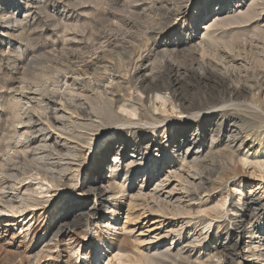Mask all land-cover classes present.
Returning a JSON list of instances; mask_svg holds the SVG:
<instances>
[{"label":"rangeland","instance_id":"rangeland-1","mask_svg":"<svg viewBox=\"0 0 264 264\" xmlns=\"http://www.w3.org/2000/svg\"><path fill=\"white\" fill-rule=\"evenodd\" d=\"M51 91L88 112L67 129L77 156L43 154L70 169L54 187L7 146ZM262 106L264 0H0V205L35 198L0 210V264H264Z\"/></svg>","mask_w":264,"mask_h":264},{"label":"bare ground","instance_id":"bare-ground-1","mask_svg":"<svg viewBox=\"0 0 264 264\" xmlns=\"http://www.w3.org/2000/svg\"><path fill=\"white\" fill-rule=\"evenodd\" d=\"M173 12V11H172ZM175 12V11H174ZM173 12V13H174ZM179 12V11H178ZM178 14V13H177ZM226 20V19H225ZM224 20V21H225ZM228 20H231V19H228ZM220 22V21H219ZM223 22V21H222ZM226 22V21H225ZM218 23V22H217ZM220 24V23H219ZM204 49V48H203ZM202 50V49H201ZM100 56V55H99ZM102 56V55H101ZM97 58H99L98 56H95L93 59H97ZM89 59V58H88ZM91 59V58H90ZM92 61V60H91ZM100 61V60H99ZM93 62H94V60H93ZM169 62V61H168ZM101 64V63H100ZM145 65V64H144ZM106 66V65H105ZM106 67H108V65L106 66ZM104 68V67H103ZM81 69V68H80ZM149 69V68H148ZM84 70V69H83ZM108 70V69H107ZM79 71V70H78ZM85 71V70H84ZM115 71V70H114ZM88 72V71H87ZM86 73V72H85ZM113 73V72H112ZM111 73V74H112ZM87 74V73H86ZM75 75H77V74H75ZM113 75H114V73H113ZM116 76H117V74H116ZM144 76V75H143ZM52 78H53V76H52ZM123 78H124V76H123ZM146 78V77H145ZM115 79H117V78H115ZM128 79V78H127ZM174 79H176L175 77H174ZM53 80V79H52ZM78 80V79H77ZM87 80V79H86ZM122 80V79H121ZM66 81L68 82V80H64V82L66 83ZM79 81V80H78ZM83 81V80H82ZM130 81V80H129ZM152 81V80H151ZM55 82H56V79H55ZM81 82V81H80ZM88 82V81H87ZM86 82V83H87ZM116 82H118V81H115V83ZM150 82V81H149ZM148 82V83H149ZM120 83V82H119ZM130 83V82H129ZM175 83V82H174ZM152 84V83H151ZM76 85H77V83H76V81L74 80V79H71V83H70V89H69V91L70 92H83V89H81V88H79L78 87V85H77V87H76ZM123 85V84H122ZM90 86V85H89ZM88 86V87H89ZM113 87H115L116 88V86H113ZM120 87V86H119ZM129 87V86H128ZM127 87V88H128ZM156 87V86H155ZM158 87V86H157ZM156 87V88H157ZM118 88V87H117ZM149 89V88H148ZM158 89V88H157ZM101 90V89H100ZM120 90V89H119ZM127 90V89H126ZM130 90V89H129ZM152 90H153V88H152ZM49 91V90H48ZM95 91V90H94ZM99 91V90H98ZM154 91V90H153ZM158 91V90H157ZM25 92H27L26 90L25 91H23L22 93H25ZM85 92V91H84ZM92 92V91H91ZM160 92V94H161V91H159ZM102 93V92H101ZM105 93V92H104ZM131 93V92H130ZM155 93V92H154ZM107 94V93H106ZM90 95V94H89ZM103 95H105V94H103ZM91 96V95H90ZM117 96V95H116ZM34 97V96H33ZM74 97V96H73ZM102 97V96H101ZM101 97H99V99L101 98ZM104 97V96H103ZM135 97V96H134ZM134 97H133V99H134ZM93 98H95V97H93ZM97 98V97H96ZM124 98V97H123ZM125 98H126V96H125ZM137 98H139V97H137ZM136 98V99H137ZM38 99V100H37ZM36 100H35V102L37 103V101H38V103L36 104V105H38L40 102H44V101H46L45 100V98H44V96H40V97H38ZM109 99V98H108ZM116 99V98H115ZM119 99V98H118ZM128 99V98H127ZM136 99H134V100H136ZM95 100V99H94ZM106 100V99H105ZM110 100H111V97H110ZM110 100H107V102L108 101H110ZM131 100V99H130ZM141 100V99H140ZM167 100V99H166ZM40 101V102H39ZM113 101V100H112ZM115 101V100H114ZM128 101H129V99H128ZM28 102V101H27ZM96 102V101H95ZM98 102V101H97ZM102 102V101H101ZM100 102V103H101ZM106 102V103H107ZM122 102V101H121ZM136 102H138V101H136ZM166 102V101H165ZM17 103H20V98H18L17 99ZM41 103V104H42ZM46 103V105H48L47 107H48V109H49V112L48 113H51V115L50 116H48V118L46 117L45 118V120L42 122V120H40V119H34L33 117H32V115H30L31 113L30 112H27L28 113V115H29V117L31 118V121L29 120V121H24V119H22V118H19L18 120H17V122L18 123H24L25 125H23L22 127H20V126H14V127H12V129H11V131L10 132H13L14 134L15 133H17L18 135H20V138H17V139H15V142H14V145L11 143V144H9V145H7L9 148H13V149H15V150H18L19 152H21L22 154H23V161H24V163L25 162H27L26 161V158L28 157H30V159L28 160L29 162H28V166H26L27 168L25 169V170H22L21 172H20V175L19 176H21V174H26V173H28V172H32L33 170H34V174H30L29 173V175H28V177L29 176H34V175H38L39 177V179L41 180V181H45V182H47V183H50V185L52 186V187H54V186H60L62 183H64L63 181H64V176L63 175H61L62 173L61 172H66V170H68L69 168L68 167H61L60 166V168H59V170L58 171H55V167H48V164H42V158H43V154H44V156H48V157H50L49 155H56V156H61L63 153H62V151H64L65 152V154H67V155H72V156H77L76 155V153L75 152H70L69 151V149H70V144H71V141H70V135L68 134V130L67 129H69L68 128V126L69 125H71V124H76V123H79L80 121L78 120L79 118L77 117V118H75L74 116H73V113H75L76 114V116H80V113H85V111H83V110H81V112H80V110L79 111H72L71 109H70V105H69V103L67 102V101H65V99L63 98V97H61V95H57V93L56 92H53V91H51L50 93L48 92V101H46L45 102ZM111 103V102H110ZM102 104V103H101ZM100 104V105H101ZM104 104H105V102H104ZM112 104V103H111ZM19 105V104H18ZM99 105V106H100ZM107 105V104H106ZM105 105V106H106ZM125 105V104H124ZM143 105V104H142ZM155 105V104H154ZM34 107H35V105H33ZM122 106V105H121ZM140 106V105H139ZM173 106V105H172ZM31 108V109H35V108ZM112 107V106H111ZM115 107H117V106H115ZM114 107V108H115ZM137 107V106H136ZM147 107V106H146ZM156 107V106H155ZM261 107V106H260ZM262 107H264V106H262ZM103 108V107H102ZM142 108V107H141ZM93 109H96V108H93ZM119 109V107H117V110ZM125 109V108H124ZM128 109H130V108H128ZM136 109V108H135ZM157 109V108H156ZM159 109V108H158ZM78 110V109H77ZM111 111L110 112H112V109H110ZM132 110V109H131ZM144 110V109H143ZM98 111V110H97ZM87 112V111H86ZM105 112V111H104ZM118 112V111H117ZM128 112V111H127ZM131 112V111H130ZM136 112H137V110H136ZM264 112V111H263ZM26 113V112H25ZM65 113L66 114H68V115H66V117H65ZM88 113V112H87ZM87 113H85V114H87ZM91 113V112H90ZM116 113V112H115ZM129 113V112H128ZM84 114V115H85ZM133 114V113H132ZM149 114V113H148ZM27 115V116H28ZM97 115V114H96ZM101 115V114H100ZM112 115V114H111ZM130 115V114H129ZM141 115V114H140ZM82 116V115H81ZM80 116V117H81ZM106 116V115H105ZM124 116V115H123ZM142 116V115H141ZM141 116H140V118H141ZM151 116V115H150ZM18 117V116H17ZM20 117V116H19ZM73 117L75 118V119H73ZM85 117V116H84ZM88 117V116H87ZM115 117V116H114ZM117 117V116H116ZM122 117V116H121ZM143 117V116H142ZM153 117V116H152ZM151 117V118H152ZM38 118V117H37ZM144 118V117H143ZM154 118V117H153ZM116 119V118H115ZM114 119V120H115ZM117 119H119V118H117ZM157 119H159L158 117H157ZM120 120H122V119H120ZM124 120H126V119H124ZM143 120V119H142ZM160 120V119H159ZM85 122V121H84ZM109 122V121H108ZM122 122H125V121H122ZM17 123V124H18ZM92 123H94V121L92 122ZM84 124V123H83ZM96 124H98V123H96ZM89 125H90V123H89ZM93 125V124H92ZM95 125V124H94ZM85 126V125H84ZM118 126V125H117ZM90 127V126H89ZM186 129V128H185ZM188 130V129H187ZM41 131H45L43 134H40V135H38L37 133L38 132H40L41 133ZM8 132V131H7ZM201 132V131H200ZM38 135V136H36V134ZM8 134V133H7ZM33 134H35V136L33 135ZM187 137V136H186ZM7 138V137H6ZM182 138V137H181ZM8 141V140H7ZM128 143V142H127ZM147 144V143H146ZM175 144V143H174ZM6 145V144H5ZM74 145V144H73ZM128 145V144H127ZM6 147V146H5ZM129 147V146H128ZM122 150V149H121ZM38 151V152H37ZM20 153V154H21ZM35 154H39L40 156H37V155H35ZM11 156V155H10ZM64 156V155H63ZM71 156V157H72ZM62 157V156H61ZM73 157V158H74ZM77 158V157H76ZM75 158V159H76ZM185 158V157H184ZM44 159V158H43ZM57 159V158H56ZM181 159H183V158H181ZM64 160V159H63ZM184 160V159H183ZM242 160V159H241ZM22 161V162H23ZM42 161V162H41ZM48 161V160H47ZM185 161V160H184ZM248 161V160H247ZM258 161V160H257ZM263 161V160H262ZM189 162V161H188ZM264 162V161H263ZM50 163V162H49ZM187 163V162H186ZM247 163V162H246ZM251 163V162H250ZM260 163V162H259ZM113 164V163H112ZM188 164V163H187ZM192 164V163H191ZM190 164V165H191ZM196 164H200V163H196ZM248 164V163H247ZM261 164V163H260ZM263 164V163H262ZM261 164V165H262ZM25 165V164H24ZM50 165V164H49ZM54 165V164H53ZM189 165V164H188ZM199 166V165H198ZM263 166V165H262ZM43 167V168H42ZM192 167V166H191ZM193 167H194V165H193ZM264 167V166H263ZM22 168V167H21ZM75 168H76V166H75ZM27 169H29L28 171H27ZM70 170V169H69ZM68 172V171H67ZM66 172V173H67ZM150 172V171H149ZM61 173V174H60ZM13 174H15V173H13ZM68 175V174H67ZM167 176V175H166ZM169 176V175H168ZM196 176V175H195ZM202 176V175H201ZM2 177V176H1ZM0 177V178H1ZM12 177V176H11ZM18 177V176H17ZM25 177V176H24ZM176 177H177V175H176ZM262 177V176H261ZM7 177H5V179H6ZM25 178H27V177H25ZM25 178H22L18 183H14V185H13V187L12 188H8L7 187V189H8V191H11V190H13V191H18V187H17V185L18 184H20L22 181H23V179H25ZM71 178V177H70ZM263 178V177H262ZM2 179V178H1ZM200 180H201V178H199ZM264 179V178H263ZM33 180V179H32ZM165 180V179H164ZM8 181V180H7ZM1 182V181H0ZM6 182V181H5ZM33 182V181H32ZM160 182H162V180H159V183ZM199 183V182H198ZM28 184V183H27ZM30 184V183H29ZM36 184H40V185H42L41 183H39V182H37ZM44 184V183H43ZM118 184V183H117ZM128 184V183H127ZM196 185H197V183H195ZM200 184V183H199ZM122 185V184H121ZM21 186V185H20ZM31 186V185H30ZM123 186V185H122ZM199 186V185H198ZM203 186V185H202ZM163 187V186H162ZM194 187H195V185H194ZM193 187V188H194ZM92 188V187H91ZM175 188V187H174ZM173 188V189H174ZM184 188V187H183ZM196 188H197V186H196ZM3 189V188H2ZM38 189V188H37ZM40 189V188H39ZM198 189V188H197ZM200 189V188H199ZM198 189V190H199ZM95 190V189H94ZM119 192H124V191H126V189L125 188H122V187H119ZM40 191V190H39ZM196 191V190H195ZM104 192V191H103ZM175 192V191H174ZM43 193V192H42ZM172 193V192H171ZM197 193V192H196ZM48 194V193H47ZM95 194V193H94ZM123 194V193H122ZM132 194V193H131ZM137 194H142V189L139 187V189L137 190ZM193 194H195V193H193ZM20 195V194H19ZM97 195L99 196V197H101L102 196V191H100V189L97 191ZM27 196V195H26ZM50 196V195H49ZM123 196V195H122ZM168 196V195H167ZM166 196V197H167ZM262 196V195H261ZM23 197V196H22ZM21 197V195L19 196V198H18V200L16 199V201L15 202H13V200H6V201H3L2 203H3V205H5V206H1L0 205V210L2 211H4V212H11V213H13V214H15V213H19V212H22L23 210H25V208H27V207H29L30 205H32V204H29V203H27L28 201L27 200H29L31 197L28 195V197H29V199H27V200H24V198H22ZM37 197V196H36ZM149 197V196H148ZM263 197V196H262ZM147 198V197H146ZM170 198V197H169ZM12 199V198H11ZM32 200H35V198H31ZM151 199L153 200V202H155V204L157 203H159V200H162V199H158V196L156 195V197L155 196H152L151 197ZM250 199V198H249ZM150 200V199H149ZM167 200V199H166ZM253 200H254V198H253ZM40 201V200H39ZM164 201V200H163ZM259 201V199L257 198V202ZM132 202V201H131ZM145 202V201H144ZM166 202V201H165ZM14 203H16V204H14ZM34 203V202H33ZM167 203H168V201H167ZM156 204V205H157ZM172 205V204H171ZM187 205V204H186ZM92 206V205H91ZM90 206V207H91ZM71 207V206H70ZM96 208V207H95ZM134 208V207H133ZM253 209H256V207L255 208H253ZM89 210V209H88ZM130 211V210H129ZM133 211V210H132ZM159 211V210H158ZM255 211V210H254ZM253 211V212H254ZM191 213V212H190ZM134 214V213H133ZM253 214V213H252ZM250 215V214H249ZM143 216V215H142ZM239 216V215H238ZM129 217V220L131 221V222H133L134 221V219L136 218V217H138V215L136 216V215H129L128 216ZM236 217V216H235ZM248 217V216H247ZM67 218V217H66ZM127 218V217H126ZM250 218H251V216H249V218L247 219V220H245V219H238V220H236L237 221V223H238V228L239 229H242V230H244L245 228H242L243 226L242 225H240V224H242L243 222H246L247 224H249V223H251V221H250ZM233 221V220H232ZM61 222V221H60ZM59 224V223H58ZM66 225V224H65ZM248 226V225H247ZM61 227V226H60ZM65 227V226H64ZM251 227V226H250ZM63 228V227H62ZM66 228V227H65ZM153 229H155L154 227H152V228H150V229H148V231H151V230H153ZM239 229H238V232L239 233H241L242 231H239ZM249 230V229H248ZM230 231V230H229ZM248 232V231H247ZM254 232V231H253ZM237 233V232H236ZM248 233H252V232H248ZM252 238V237H251ZM103 241V240H102ZM113 242V241H112ZM191 243V242H190ZM193 243V242H192ZM243 243V246H246L247 247V244L245 243V241L244 242H242V239H240V236L239 235H237V239H236V242L234 243V245H233V247H235V250L236 251H238V248H236L239 244H242ZM238 244V245H237ZM230 246V245H229ZM260 246L261 245H253V246H251V247H249L248 246V248H249V250H251V256H256V258H263L264 257V252H262L261 250H260ZM76 249V248H75ZM194 249V248H193ZM256 249H259V250H256ZM147 251V250H146ZM163 251V250H162ZM181 251V250H180ZM256 251V252H255ZM135 252V251H134ZM156 252V251H155ZM150 253V252H149ZM237 253V252H236ZM76 254V253H75ZM136 254V253H135ZM181 254V253H180ZM159 255V254H158ZM166 255V254H165ZM188 255V254H187ZM182 256V255H181ZM250 256V255H249ZM139 257V256H138ZM164 257V256H163ZM178 257V256H177ZM184 257H185V255H184ZM226 257V256H225ZM179 258H182V257H179ZM178 258V259H179ZM224 258V257H223ZM227 258V257H226ZM225 258V259H226ZM185 259V258H184ZM232 259V258H231ZM231 259H229V260H227V263L226 264H231V263H233L234 261L233 260H231ZM140 260L142 261V262H145L146 264H154V263H156V261H154V259L153 258H151V256L147 253V252H142L141 254H140ZM140 260L139 261H137V262H140ZM156 260H159V259H156ZM180 260V259H179ZM226 261V260H225ZM232 261V262H231ZM131 262V261H130ZM183 262H185V261H183ZM189 262V261H188ZM174 263V262H173ZM188 264V263H187ZM195 264V263H194Z\"/></svg>","mask_w":264,"mask_h":264}]
</instances>
